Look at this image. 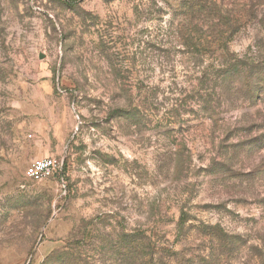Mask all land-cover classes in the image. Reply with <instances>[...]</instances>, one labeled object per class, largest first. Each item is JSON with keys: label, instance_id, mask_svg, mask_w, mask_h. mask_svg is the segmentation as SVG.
<instances>
[{"label": "rangeland", "instance_id": "obj_1", "mask_svg": "<svg viewBox=\"0 0 264 264\" xmlns=\"http://www.w3.org/2000/svg\"><path fill=\"white\" fill-rule=\"evenodd\" d=\"M0 264H264V0H0Z\"/></svg>", "mask_w": 264, "mask_h": 264}, {"label": "built area", "instance_id": "obj_2", "mask_svg": "<svg viewBox=\"0 0 264 264\" xmlns=\"http://www.w3.org/2000/svg\"><path fill=\"white\" fill-rule=\"evenodd\" d=\"M63 174L64 162L61 158L56 157L35 159L25 170L26 178L33 182L62 178Z\"/></svg>", "mask_w": 264, "mask_h": 264}, {"label": "trees", "instance_id": "obj_3", "mask_svg": "<svg viewBox=\"0 0 264 264\" xmlns=\"http://www.w3.org/2000/svg\"><path fill=\"white\" fill-rule=\"evenodd\" d=\"M235 64H237V63H235ZM228 65H229V69H231L233 71L235 65H233V64L231 65V63H229Z\"/></svg>", "mask_w": 264, "mask_h": 264}]
</instances>
